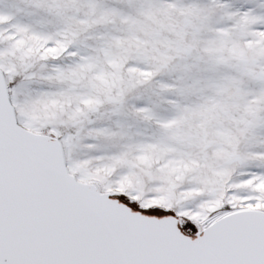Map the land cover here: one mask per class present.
Here are the masks:
<instances>
[{
	"label": "snow or ice",
	"instance_id": "6c2138e0",
	"mask_svg": "<svg viewBox=\"0 0 264 264\" xmlns=\"http://www.w3.org/2000/svg\"><path fill=\"white\" fill-rule=\"evenodd\" d=\"M0 264H264V0H0Z\"/></svg>",
	"mask_w": 264,
	"mask_h": 264
}]
</instances>
